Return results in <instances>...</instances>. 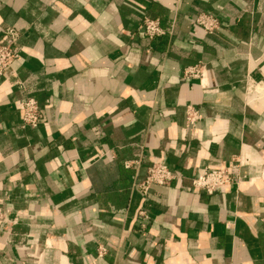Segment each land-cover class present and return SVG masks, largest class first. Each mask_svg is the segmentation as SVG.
<instances>
[{
    "label": "crops",
    "instance_id": "1",
    "mask_svg": "<svg viewBox=\"0 0 264 264\" xmlns=\"http://www.w3.org/2000/svg\"><path fill=\"white\" fill-rule=\"evenodd\" d=\"M200 12L218 17L215 33ZM145 16L166 33L146 37ZM7 26L20 35L0 78L13 220L0 264H264V0H0V41ZM194 64L202 82L182 76ZM26 97L36 127L13 106ZM155 160L169 184L132 188ZM210 168L234 181L192 189Z\"/></svg>",
    "mask_w": 264,
    "mask_h": 264
},
{
    "label": "built area",
    "instance_id": "2",
    "mask_svg": "<svg viewBox=\"0 0 264 264\" xmlns=\"http://www.w3.org/2000/svg\"><path fill=\"white\" fill-rule=\"evenodd\" d=\"M194 23L200 26L206 34L215 33L220 26L219 19L209 12H200L194 18ZM141 29L143 34L149 39L164 35L166 32L160 24L158 18L145 16L142 19ZM19 30L14 26H7L3 30V39L0 41V78L13 60L18 57L16 43L19 38ZM204 67L201 64H194L185 67L182 70L184 79H198L202 82L205 76ZM14 108L20 114L22 127H36L42 118V114L37 101L32 97L15 100ZM186 126H194L199 119V113L192 105L185 108ZM139 160H126L124 166L137 167ZM173 179V174L162 160H155L149 164L145 175L140 180L132 182V188H138L143 194H146L152 185H167ZM233 177L227 169H203L191 178L190 185L194 190H202L208 194L214 193L219 187L232 183ZM1 204V203H0ZM143 215V211L138 212ZM145 217V216H144ZM13 222L8 217L7 210L0 205V228L6 224ZM105 251L103 246L98 247V254L102 255Z\"/></svg>",
    "mask_w": 264,
    "mask_h": 264
}]
</instances>
